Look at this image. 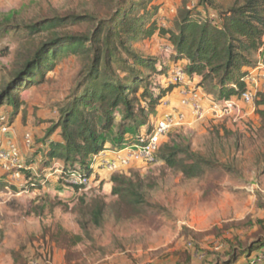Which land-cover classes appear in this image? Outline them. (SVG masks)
Returning a JSON list of instances; mask_svg holds the SVG:
<instances>
[{"label": "rangeland", "instance_id": "obj_1", "mask_svg": "<svg viewBox=\"0 0 264 264\" xmlns=\"http://www.w3.org/2000/svg\"><path fill=\"white\" fill-rule=\"evenodd\" d=\"M215 1L223 6L234 2ZM185 2L193 7L198 0H155V12L151 6L148 9L159 27L174 29ZM116 7L112 0H0V93L29 55L51 37L49 33L30 34L27 28L33 23L68 15L105 20ZM89 29L91 25H81L61 32L80 34ZM168 47L157 36L132 43L140 56L166 64L168 79L153 77L154 84L161 87L169 85L177 67L183 68ZM83 65L84 58L78 55L63 57L40 83L23 90L17 115L6 104L0 108V113L8 109L10 123L20 116L15 126H9L8 134L21 135L28 149L45 141L59 119V109L75 91ZM190 85L186 79V85L176 87H183L185 98L176 91L162 99L141 132L165 114L181 113L183 125L165 136L160 149L174 143L189 146L210 162L203 176L186 178L158 156L153 164L134 163L117 173L96 166L89 187L75 189L66 186L61 174L54 171H62L61 161L54 160L53 169L43 170L38 160L33 168L43 177L38 187L13 185L7 190L2 184L0 189V264H226L234 253L264 242V131L255 103L242 105L243 119L207 112L204 119L196 120L189 106L185 107L190 113L171 107L178 98L185 105V99L196 94L198 87ZM209 106L207 101L204 109L208 111ZM43 123L50 126L42 129ZM117 125L106 149L115 148L111 140L118 135ZM27 135L32 138L31 147ZM124 137L127 145L136 136L127 132ZM114 175L141 179L142 192L152 208L114 196ZM99 201L105 207L96 226L92 210ZM78 235L81 243L72 246L71 237ZM56 237L61 239L60 245L71 246L63 249ZM241 261L243 258L238 263Z\"/></svg>", "mask_w": 264, "mask_h": 264}, {"label": "trees", "instance_id": "obj_2", "mask_svg": "<svg viewBox=\"0 0 264 264\" xmlns=\"http://www.w3.org/2000/svg\"><path fill=\"white\" fill-rule=\"evenodd\" d=\"M112 2L117 7L105 20L91 15H68L38 20L28 27L30 34L49 33L51 37L29 55L0 93V108L6 104L17 115L23 105V90L40 83L57 61L71 54L84 58L75 91L59 109L58 121L52 124L41 143L43 147L35 154L40 155L43 170L48 166L53 169L54 160H59L65 173L81 171L91 176V160L106 149L117 120L118 135L111 141L115 148H121L125 134L138 136L160 101L179 86L154 84V76L168 79L169 71L165 63L136 53L132 43L137 39L157 36L167 42L175 61L183 63L186 79L190 82L198 77L197 87L217 101L239 97L246 90L244 77L264 55V0H234L229 6L215 0H198L193 7L185 2L174 29L159 27L150 15V6L154 12L157 9L152 7L155 0ZM81 25H91V29L80 34L61 32ZM254 103L264 131V92L255 97ZM8 112L6 109L2 114ZM56 132L59 139H50ZM158 156L168 168L180 171L186 178L203 176L210 165L189 146L177 143L162 146ZM33 162H25L27 168ZM32 173L24 171L28 187L35 188L43 177ZM112 182L114 196L138 207L152 208L142 192L141 179L114 175ZM104 207L102 201L94 205L92 219L96 226L102 221ZM59 230L68 236L66 231ZM56 240L67 249L81 243L82 237L73 236L71 245L64 246L60 245V238ZM231 258L226 264H264V242L234 253ZM240 258L244 261L238 263Z\"/></svg>", "mask_w": 264, "mask_h": 264}, {"label": "built area", "instance_id": "obj_3", "mask_svg": "<svg viewBox=\"0 0 264 264\" xmlns=\"http://www.w3.org/2000/svg\"><path fill=\"white\" fill-rule=\"evenodd\" d=\"M168 51L172 53V48L168 47ZM168 81L169 85L184 86L186 85V76L181 68L177 67ZM243 81L246 90L237 98L217 101L208 97L210 104L208 111L204 109L205 105L198 101L196 94L185 99V106L192 109L193 118L196 120L204 119L207 112H213L219 117L235 115L236 118L243 119L245 115L242 105H254L255 97L264 92V63L259 62L256 68L248 72ZM183 123L184 116L181 113L165 114L150 129H145L143 133L136 136L130 144H125L121 148L105 149L99 155L94 156L91 160V169L98 166L108 173H117L125 171L134 163L153 164L157 161L162 140L170 131L182 126ZM10 125L7 116L0 113V134L8 135ZM25 140L28 147H31L32 138L27 135ZM25 170L33 172L31 166L27 168L18 147L14 143L4 146L0 141V182L5 184V189L9 190L13 185H22V188H28ZM54 171L61 174V181L66 186L81 189L89 187L93 175L87 176L81 171L65 173L58 168H55Z\"/></svg>", "mask_w": 264, "mask_h": 264}, {"label": "crops", "instance_id": "obj_4", "mask_svg": "<svg viewBox=\"0 0 264 264\" xmlns=\"http://www.w3.org/2000/svg\"><path fill=\"white\" fill-rule=\"evenodd\" d=\"M260 62L262 61V63H264V55L263 56H261L260 58ZM179 66V65H178ZM199 82H200V79L198 78V77H196V76H194L193 77V79L189 82L191 85H198L199 84ZM190 85V86H191ZM182 88L183 87H181V88H175L171 93H169V94H167L166 95V97H164L163 99H167L168 97H170V96H172L176 91H179V92H181V93H183L182 92ZM183 95H184V93H183ZM196 95H197V97H198V101H200L202 104H204V105H206L207 104V98H208V96L201 90V89H199L198 88V91L196 92ZM184 98H185V95H184ZM181 99V98H180ZM178 100H179V98L177 99V101L173 104V105H171V107H174V108H176V109H180V111H184V112H188V113H190V109L188 108V107H185V105H183L181 102L179 103L178 102ZM159 107H161V106H158V108ZM8 114V113H7ZM20 116H17L12 122H11V125L12 126H15L16 125V123L18 122V118H19ZM47 126H50L49 124H42V126H41V128L42 129H44L45 127H47ZM41 130V129H40ZM40 133H41V131H40ZM40 133H39V135H40ZM38 137H41V136H38ZM50 139H59V137H58V135H57V132L54 134V135H52V137L50 138ZM0 141H1V143L4 145V146H7L8 145V143H9V141L10 142H13V143H16V145L19 147V149L21 150V155H22V159L25 161V162H28V161H30V162H33L32 163V165H31V167H32V169L35 167L36 168V166H38V160L40 159V155H38V156H36L35 154H36V152L37 151H39L42 147H43V144H41V143H39L38 145H37V147L35 148V149H28V148H26V146H25V144H24V139H23V137L21 136V135H19V136H14L13 134H8V135H2V134H0ZM35 141H36V139H35ZM61 163H63V162H61ZM63 166V165H62ZM35 172V171H34ZM33 174V173H32ZM33 175H36V173H34ZM94 175L96 176V174H95V172H94ZM0 176H1V174H0ZM2 183L0 182V185H1Z\"/></svg>", "mask_w": 264, "mask_h": 264}]
</instances>
